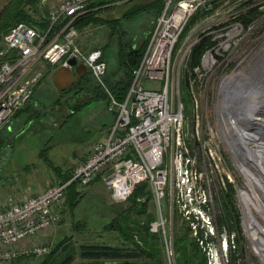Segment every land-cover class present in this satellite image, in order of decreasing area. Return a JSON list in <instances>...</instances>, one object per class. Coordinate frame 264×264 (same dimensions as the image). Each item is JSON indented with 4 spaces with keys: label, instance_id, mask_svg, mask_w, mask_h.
I'll return each mask as SVG.
<instances>
[{
    "label": "built area",
    "instance_id": "obj_1",
    "mask_svg": "<svg viewBox=\"0 0 264 264\" xmlns=\"http://www.w3.org/2000/svg\"><path fill=\"white\" fill-rule=\"evenodd\" d=\"M91 1L59 0L47 9V29H41L36 21H21L0 35V130L32 97L43 76L42 62L52 67L51 75L70 58L84 64L86 72L103 88L106 110L114 115L105 136L92 144L67 182L51 183L31 196L5 199L0 206V262L47 254L51 241L44 236L60 221L57 209L64 201L66 186L72 181L86 186L96 178L118 202L126 199L134 186L147 181L158 211V219L149 225L151 232L165 237L163 214L168 201L170 212L173 207L180 211L194 225L196 234L201 229L210 239L209 245L223 237L224 256L235 244V234L227 233L225 227L219 229L215 207L219 192L226 191L231 183L244 241L252 244L261 261L244 226L246 219L249 226L256 227L254 233L264 238V217L259 219L257 212L259 202L250 197L255 193L260 196L261 187L243 170H258L254 159L258 168H264V157L255 158L252 153L261 150L258 146L263 141L257 128L263 124L258 115L240 111L234 97L250 87L263 62L264 38L242 47L245 32L263 10L256 0H231V4L237 3L228 21L232 26L218 32L223 28L212 17L219 8L231 5L228 0H166L141 60L132 70L128 91L118 101L104 81L106 63L101 50L85 51L80 45L81 33L72 26ZM250 8H256L258 14L243 26L239 16ZM27 13L38 20L30 10ZM57 24L61 26L49 35L50 28ZM234 34L239 36L230 42ZM202 38H208L209 43L199 64L190 66L192 48ZM144 81L153 84L145 86ZM182 83H186L185 90ZM184 92L189 97L188 114L181 99ZM245 138L255 139L258 146L251 149L252 145L246 143L245 149ZM261 194L263 197L262 190Z\"/></svg>",
    "mask_w": 264,
    "mask_h": 264
},
{
    "label": "rangeland",
    "instance_id": "obj_2",
    "mask_svg": "<svg viewBox=\"0 0 264 264\" xmlns=\"http://www.w3.org/2000/svg\"><path fill=\"white\" fill-rule=\"evenodd\" d=\"M11 1L13 0H0V11ZM36 1L39 13L44 14L46 9L57 3L59 0ZM20 2L25 4L27 0H20ZM142 2H144V0H135L129 5L118 3L112 8L102 12V15L103 17L119 16L126 6ZM228 3L231 4V0H228ZM236 4L237 3L234 2L228 7L219 8V12L213 15V17L211 16L212 19L217 20V24L221 25L223 28L218 32H224L225 30H229L231 28L232 23H228V21L231 19L235 11L233 6H236ZM255 4L260 6L259 9H262L263 11L259 13L258 19L251 25V29L248 32H245L242 47L246 44H251V46H253L256 43L263 41L264 38V0H256ZM24 7L30 8L29 5H25ZM147 17L146 13L141 14L132 20L130 28L127 25H124L123 28H125L134 38H137L138 34H145L146 29L149 28ZM91 28L86 29L83 34L81 33L80 42H83V37L85 35L90 34L93 31H91ZM105 34L98 33L96 36L103 38L105 37ZM238 36V34H234L229 39L230 42L236 41ZM111 55L112 49L110 48L107 54L108 60H111L109 65L115 63L113 58L111 59ZM36 65L37 64H34L32 68H35ZM42 73L43 76L41 80L44 79V82L35 88L31 103L34 105L33 108L38 112V116L26 119V117H28V113H23L24 115L21 119L19 116L15 120H9V131L12 128V131L9 132V134H5L4 128L0 131L1 136L5 137L2 140L3 144L0 148V206L9 196H16L19 198L31 196L40 192L49 184L59 181L51 167L42 162V159H40L42 157L40 156V158H38V153H40L41 150L49 149L46 153L53 164L60 168L64 167L71 173L72 169L87 157L92 144L105 136L106 131L112 125L114 120L113 113L106 110V102L102 99V97L98 100L83 104L75 110L73 114H69L71 113V109L69 104L66 103V100L72 93L67 92L64 93L65 95L60 94L52 85V81L50 80L51 75H49V72L43 70ZM250 83L253 84V80ZM150 84L153 83L144 81L145 86ZM251 90L255 93L252 86L249 87L248 91ZM246 93L247 89L244 90V94ZM245 96L249 98L247 95ZM69 101H71V99ZM187 111H190L189 106H187ZM42 113L43 115H40ZM36 118L37 120H35ZM27 120L29 121L25 123ZM24 168H26L27 171H24ZM247 175L248 177L250 176L251 178H255L253 172H248ZM255 182L258 185L261 183L260 180H255ZM228 184H230L233 189V185L231 183ZM77 187V190L81 191L82 194L79 197L80 200L78 205L75 206L76 208L68 209L66 207L65 190L64 201L61 204V207L59 206L60 208L58 207L59 209L57 210L59 212L61 208L63 209L65 207L68 211L66 214L59 212L60 221L50 230L47 236H44V238L51 241V247L63 237L71 235L70 242L75 250L79 247V245L83 244H108L132 248V242L128 241L124 244L122 238L117 233V230H109L108 228H105V225L104 227H97L100 223L105 224L107 219H109L108 211L103 209L102 206L111 205L118 201H113L110 198L108 191L104 188V186V191L100 189L96 190V192H101L100 196L94 193L95 189L94 187H91L90 184L86 186H80L78 184ZM259 197L260 196L255 193L256 200L259 199L260 204L263 206L264 200ZM125 200L126 199L122 201ZM145 202L146 214H152L154 216L153 220L149 222L150 225L152 221L158 219V211L156 208V202L152 196ZM167 202L168 201L165 202L166 212L163 214L165 221V237L163 238L161 233L157 231L152 233L157 234V243L162 249V256L166 264H177L172 248L174 232L185 225L189 227V229L191 228V236L195 237L198 233L196 234V231L192 229L194 225L190 224V220L186 219L180 211L173 207V211L170 212L166 204ZM87 213L93 215L91 219L87 221V223L90 224H86L87 226L85 227L84 232L73 233L70 229L72 222L77 219H82V215H86ZM221 214L220 206L217 204V207H215V219L217 220ZM125 215H127L130 220H135V222L145 219V214H138L132 211L125 213ZM238 221L240 222V220ZM59 223L61 226L58 228ZM132 224L133 223L129 222L126 223L127 228H133L132 226L134 225ZM238 231V234L241 237L239 240H236L237 234L235 231L229 232V234H235V244L229 247L230 251L234 250L235 258L232 262L230 261L229 250H226L225 256L223 255V250L225 249V247L222 248L223 246L221 244L223 237H220V242L214 241L212 245H209V239L207 242L208 245L201 243L204 244L203 246L205 248V252L207 251L206 257H208V260L206 264H260L261 261L258 260L257 256L254 254L252 244H250L247 239L244 241V231L241 229L240 225ZM39 237L42 242L44 238H42V235ZM135 240H137L136 237L133 238V241ZM200 242H198L199 246H201ZM43 257L44 255L39 257H18L16 260L14 259V261L0 262V264H39L40 261L43 260ZM81 261L82 260L79 259L78 255L75 253L74 260L71 264H79ZM131 261L148 262L147 258L141 256L133 258Z\"/></svg>",
    "mask_w": 264,
    "mask_h": 264
},
{
    "label": "trees",
    "instance_id": "obj_3",
    "mask_svg": "<svg viewBox=\"0 0 264 264\" xmlns=\"http://www.w3.org/2000/svg\"><path fill=\"white\" fill-rule=\"evenodd\" d=\"M134 1L135 0H93L88 4L87 10L72 21V26L82 34L86 29L92 27L91 31H93L83 37L84 40L80 42V45L87 52L95 49L101 50L102 59L106 63L104 81L111 94L118 101H122L128 91L132 78V70L138 66L141 60L156 18L161 13L166 0H144L142 3L126 6L119 16L103 17L102 15V12L115 6V4H117L116 2L129 5ZM22 4L24 6L29 5L30 8H25ZM27 10L35 14L38 20H35L28 14ZM46 11L44 14L39 13L36 0H27L25 4L20 2V0L11 1L0 11V35L8 30V28L21 21L27 23H34L36 21L41 29H47L49 24L45 18ZM144 13L148 16L147 23L149 24V28L146 29L145 34H138L137 38H134L123 26L127 25L130 28L132 20ZM257 14L258 11L256 8H250L245 15L239 16L238 20L243 26H247ZM60 26L61 24L53 25L49 30V35ZM98 33L106 34L105 37L100 38L96 36ZM208 43V38H202L194 45L191 51L190 66L199 64L201 54ZM110 48L112 49L111 59L113 58L115 63L109 65L111 60H108L107 54ZM181 88L185 90L186 83H182ZM67 92H72L71 96L66 100V103L69 104L71 109V113L69 114L74 113V111L83 104L98 100L100 97L105 100L107 106L106 93L103 88L94 81L89 72L84 73L70 89L59 93L63 94ZM70 99L71 101H69ZM181 99L185 106V114H188L187 106L189 105V97L187 93H182ZM30 101L31 98L27 103L29 104ZM25 109L27 108L25 107L24 109L16 111L13 117H18ZM31 110V108L26 110L28 116L31 115ZM40 115H43V113ZM27 122L28 120L25 123ZM3 139L4 138L0 134V148L2 147ZM46 152L47 149L41 150L39 156L43 157L42 159L49 164L48 166L51 167L56 176L60 177L57 173L61 172V168L53 166ZM70 178L71 173L66 171L65 176L61 177V179L58 178V180L59 182H67ZM77 186L78 182L76 181H72L66 186L65 205L68 209L76 208L75 206L79 203V197L82 192L77 190ZM233 195L234 190L230 184L226 185V191L219 192L216 202L220 206L222 214L216 220V223L219 229L225 227L227 233L235 231L237 234L236 240H239L241 238L238 234L239 214L233 204ZM151 196L149 184L147 181H144L133 187L130 195L125 201L102 206L109 214V219H107L105 223V228L113 231L117 230L124 244L128 241L132 242V248L108 244H83L79 245L75 250L73 245H71L70 235L57 241L50 248V251L44 255L43 260L40 261L39 264H71L74 260L75 253L78 255L79 259L82 260L79 264H166L162 256V249L157 243V234L149 231V222L153 220L154 216L152 214H146L145 201H148ZM141 197H144L143 201L138 200ZM129 211L145 214V219L137 222H135V220H130V218L125 215V213ZM92 216L93 215L87 213L86 215H82V219H77L72 222L70 226L71 231L73 233L84 232L87 226L86 224H90L87 223V221L90 220ZM128 222L133 223V228H127L126 223ZM197 233V236H191L189 227L185 225L174 232L172 248L177 264L207 263L206 252L203 245L207 244L208 238L204 237L201 229H198ZM134 237H136L138 241H133ZM200 241L204 243H200L201 246L198 244ZM229 254L230 261L232 262L235 258L234 250L230 251ZM139 256L147 258L148 262L131 261V259Z\"/></svg>",
    "mask_w": 264,
    "mask_h": 264
},
{
    "label": "bare ground",
    "instance_id": "obj_4",
    "mask_svg": "<svg viewBox=\"0 0 264 264\" xmlns=\"http://www.w3.org/2000/svg\"><path fill=\"white\" fill-rule=\"evenodd\" d=\"M261 60L263 62L261 63V65L259 64V67H258V70H257L258 75L250 80V82H252V80L254 82L250 86H252V88L254 89L255 93L253 92V90L248 91L249 88H247V93L246 94H244V91H242L241 93L238 94L239 97L238 96H237V98L234 97V105L237 106L238 108H240V111H243L245 114H252V111L255 110L253 108H254V105H256L255 104L256 102H259L261 104H263V102H264V56L261 58ZM245 95H247L249 98H247ZM247 137H249V136L247 135ZM246 143H249V144L252 145L251 149H254V146H258V145H256V140L255 139L246 140V138H245V140H243V145H244L245 149H247ZM258 147L261 148V150H256V151H254L255 153L251 150L252 153H253V156L255 158H256V156H261L263 158L264 157V144L261 142V146H258ZM254 164H255V167L261 173H263L262 178L260 177V173H258V170L244 169L243 172H244V174L247 177H248V175H247L248 172H253L254 175H255V178H251L250 176H249V178L253 179L254 181L255 180L256 181L260 180V182H261L260 185L264 186V168H262V167L258 168L257 167L258 163H257V160H255V159H254ZM256 173H258V174H256ZM262 188L264 189V187H262ZM250 197H251V199L253 201L256 200L255 197H254L255 198V200H254L252 195ZM259 198H262L264 200V196L263 197L260 196ZM257 200L259 202V199H257ZM258 205H259V208H258L257 212H258V216H259L258 218L260 219L261 216L264 217V205L262 206V204H260V202H259ZM246 222H247V220L245 219V221H244L245 231L247 232V235L250 236L249 238L252 239V243L257 246V247H255V249H257L256 253L260 254L261 262H262L261 264H264V244H262V243H264V238L261 240L254 233V231L252 230L253 228L251 227V225L249 226ZM254 224L257 225V223L255 221H254ZM251 239H249V240H251Z\"/></svg>",
    "mask_w": 264,
    "mask_h": 264
},
{
    "label": "water",
    "instance_id": "obj_5",
    "mask_svg": "<svg viewBox=\"0 0 264 264\" xmlns=\"http://www.w3.org/2000/svg\"><path fill=\"white\" fill-rule=\"evenodd\" d=\"M86 67L84 64L79 63L76 59L70 58L67 61V65H60L58 66L54 72L52 73L51 76V81L53 86L58 92H62L64 90L70 89L74 84L77 83V81L82 77V75L86 72ZM238 91V90H237ZM236 91V93H237ZM241 92V91H239ZM258 104L255 106V110L252 111V115H258L260 117V121L262 122L263 125H261L259 128H257L258 135L260 139L264 143V102L263 104L257 102ZM261 110V111H260ZM260 111V112H259ZM259 113V114H258ZM262 158L261 156H258ZM263 173L260 172V177L262 178ZM261 187L262 193L264 194L263 191V185H258ZM260 190V196L261 194ZM251 223V222H250ZM252 230L256 231V227H254L253 224H251ZM246 237H250L249 235L246 234ZM252 243V242H251Z\"/></svg>",
    "mask_w": 264,
    "mask_h": 264
},
{
    "label": "crops",
    "instance_id": "obj_6",
    "mask_svg": "<svg viewBox=\"0 0 264 264\" xmlns=\"http://www.w3.org/2000/svg\"><path fill=\"white\" fill-rule=\"evenodd\" d=\"M117 4H118V2H116ZM115 4V3H114ZM120 4V3H119ZM47 10V9H46ZM47 12V11H46ZM42 65H43V69L46 71V72H50V70L52 69V67H50L48 64H46L45 62H42ZM52 76V75H51ZM42 78V77H41ZM50 80H51V77H50ZM43 82H44V79H40L39 80V82L35 85V87H34V90H35V88L37 87V86H39L41 83L43 84ZM53 85V84H52ZM55 88V87H54ZM34 90H33V92H34ZM72 93V92H71ZM62 95H65L64 93L62 94ZM32 100H33V97H31V101H30V103L28 104V106H27V104L25 105L26 106V108L27 109H25V111L23 110L22 111V113L19 115L20 116V119L23 117V113H26V110H28L29 108H31L32 110H31V115L30 116H28V117H26V119L27 118H35V117H37L38 116V112L33 108L34 107V105H32L31 103H32ZM24 106V107H25ZM23 107V108H24ZM22 108V109H23ZM73 114V113H72ZM28 115V114H27ZM18 116V117H19ZM18 117H13L12 119H17ZM35 120H37V118L35 119ZM29 121V120H28ZM10 123V122H9ZM9 123L7 124V125H5L3 128H4V132H5V134L7 135V134H9V132H11L12 131V128H11V130L9 131V128H10V126H9ZM2 128V129H3ZM1 129V130H2ZM109 129V128H108ZM107 132V131H106ZM3 138H5V137H3ZM49 150V149H48ZM47 150V151H48ZM48 157V156H47ZM38 158H40V156H39V153H38ZM43 158V157H42ZM42 158H40V159H42ZM49 159V158H48ZM49 161L51 162V163H53L50 159H49ZM42 162L44 163V164H46L47 166L49 165L48 163H46L43 159H42ZM53 166H55L54 164H53ZM63 169V170H62ZM65 168L64 167H61V172L60 173H57V175H60V177H57V178H59V179H61V177H64L65 176V174H66V169L64 170ZM24 171H27V169L26 168H24ZM90 186L91 187H94V189H95V194L96 195H101V192L99 193V192H96V190H98V189H100V190H102V191H104V188H103V185H102V183H101V181L98 179V178H96V179H94V181H92L91 183H90ZM93 191V190H92ZM94 195V194H93ZM107 195V194H106ZM107 197V196H106ZM68 210H66L65 209V207L62 209L61 208V210H59V212H63V214H66V212H67ZM70 213V212H69ZM104 225L105 224H103V223H100V225H98L97 227L99 228V227H104ZM61 225H60V223H59V225H58V228L60 227ZM57 228V229H58ZM56 229V228H55ZM54 231V230H53ZM54 235V234H53ZM52 235V236H53Z\"/></svg>",
    "mask_w": 264,
    "mask_h": 264
},
{
    "label": "clouds",
    "instance_id": "obj_7",
    "mask_svg": "<svg viewBox=\"0 0 264 264\" xmlns=\"http://www.w3.org/2000/svg\"><path fill=\"white\" fill-rule=\"evenodd\" d=\"M56 68H57V67H56ZM53 72H54V71H53ZM53 72H52V73H53ZM51 75H52V74H51Z\"/></svg>",
    "mask_w": 264,
    "mask_h": 264
}]
</instances>
